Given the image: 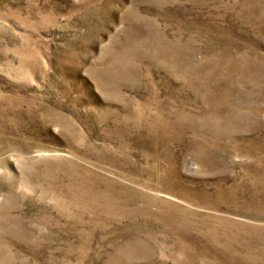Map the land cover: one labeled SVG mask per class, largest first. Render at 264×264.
Masks as SVG:
<instances>
[{
    "label": "rangeland",
    "instance_id": "1",
    "mask_svg": "<svg viewBox=\"0 0 264 264\" xmlns=\"http://www.w3.org/2000/svg\"><path fill=\"white\" fill-rule=\"evenodd\" d=\"M0 264H264V0H0Z\"/></svg>",
    "mask_w": 264,
    "mask_h": 264
}]
</instances>
